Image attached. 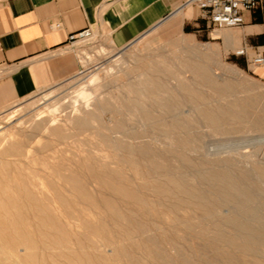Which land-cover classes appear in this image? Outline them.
<instances>
[{
    "label": "rangeland",
    "instance_id": "obj_1",
    "mask_svg": "<svg viewBox=\"0 0 264 264\" xmlns=\"http://www.w3.org/2000/svg\"><path fill=\"white\" fill-rule=\"evenodd\" d=\"M188 7L191 10V6ZM198 29L200 30L199 33L194 34V28L189 26L184 27V32H181L177 30L171 20H166L121 49L113 47L105 34L95 33L92 42L76 45L75 47L81 62V69L76 75L59 84L31 94L28 98L18 101L11 108L0 114V154L12 143L18 144L15 145L19 150L21 149V155L19 156H3V160L8 165H6L7 170L6 168L4 169L7 172L0 171V197H3L0 198V201L4 203V200L12 199L13 201L17 200L16 203L18 204L2 203L0 205V217L1 219L6 217L9 221L11 214H14V212L15 214H20V223L22 226L24 225L22 227L24 231L29 236L32 234L36 236V238H34V235L30 236L32 237L30 240L33 242L31 244H34L32 247L35 249L32 248L31 250L32 257L28 259L29 262L33 261L32 263L37 264L41 261L43 264H56L57 261L62 262L63 260V258L55 260L51 256L50 251L45 248L44 244L49 241L53 233L47 229L44 230L48 232H45L46 235L39 233L40 230L37 229L31 214L32 210L29 207L31 204L26 202L27 205L25 199L22 198H25L24 194L33 189L35 192L33 190L30 193L33 197H36V200L40 201L39 204H42V208L47 209V213L48 211L53 213L51 214L52 216L48 213L51 217H56V219L55 217L53 218L55 224L59 223L56 226L58 227L61 224L59 228L62 227L63 229L61 228L59 231L68 243L71 242L72 245H69L72 248L74 246V258L78 259L80 257L82 259L83 254H79L78 251L80 253L83 251L88 252L84 238L86 235L89 236L88 233L92 231L95 233V237L92 236L91 238V240L94 239L92 241L96 242L97 240L106 244L102 250V253L106 255H102L108 257L109 260L107 261L110 264H126V257L134 259L140 264H159L155 260L153 253L149 251V246L144 245L145 242L141 239L142 237L140 236L139 238L137 233L136 236L133 230L128 229L125 225V218L139 221L144 225L143 227L147 231L149 230L146 232L147 235L154 237L156 245L162 250V254L164 252L165 257L173 260L176 264L185 263L176 256L175 250H180L181 254L186 258L188 257L187 259L192 263L194 262V264H204L197 257L209 253L210 250H206L205 248L207 247H204L206 240H197L192 236L194 231L199 228L196 224L201 223L199 215L192 213L191 210L184 206L171 209L169 206L172 201L158 197L151 191L155 185H158L161 188L163 187L162 190L167 193L168 184L166 183V178L173 175L181 177L188 185L195 186L204 193L207 192L208 188L201 177L200 171L182 159L179 153L190 159L195 166L201 165V168H221L227 173H230V169H235L238 172L250 171L251 179L253 181L256 180L257 187L264 192V182H261V184L253 172L254 166H264V124L259 128H254L250 119L260 115L261 106L264 103V33L248 37L241 34L243 25L234 28L217 29L207 24L206 21L199 24ZM226 30H232L237 33L234 35L237 38V44L233 47L225 46L222 39H214L211 36L213 33H220ZM186 38H189V40L187 41ZM171 43H174V45H171ZM100 48L104 49L103 53L97 52ZM184 49L190 50L188 57L183 52ZM240 50H243L244 54H238L237 52ZM212 51L215 52L212 53ZM259 54L262 56L263 61L257 63L254 58ZM204 55L207 57L204 58ZM199 59L206 62L208 76L213 81L212 85L202 84L197 75L193 74L190 67L185 68L186 65L196 63L195 61ZM229 70L233 73H230ZM91 73H94L96 77L93 83L88 85ZM224 81L233 83V90L231 94H224L223 97L225 99L255 96L256 105L254 104L253 107L244 109L241 106H236V112L243 115V118L239 123L232 125L235 127L234 131L225 134H215L200 120L197 112V103L187 101L182 97L190 95L201 96V98L206 99L208 104L213 105V99L216 100L217 98L213 89ZM182 86L187 88L182 89ZM82 89L87 90V92L93 91L95 94L87 100L88 103L84 101L85 104L81 99H78L79 104L76 103L77 106H72L74 105L73 100L77 98V93ZM186 90L188 93L185 92ZM169 96L168 100L174 98L175 104L169 105L167 103L166 97ZM258 101L262 102L259 103ZM98 106H102V110L100 108L97 109ZM72 108H77V110L74 111ZM53 110H56L55 113ZM81 111L93 116L92 119H87L89 120L87 122L89 126H87L88 130L85 132L74 129L71 125L72 121L82 115ZM140 113L144 114V117ZM40 116L45 117L41 118ZM181 117L182 119H180ZM142 118L145 122H143ZM175 119H180L182 127L180 125V128H177L179 125H177ZM42 120H49L52 125L48 124L44 129L42 128L40 131L33 133L32 125ZM159 120L162 122H158ZM170 120L172 121L170 122ZM117 121L122 126L120 130H117L115 124ZM33 122L35 123L33 124ZM146 122L151 125H147ZM120 123L123 124L121 125ZM168 123L172 125H168ZM52 127L59 129V136L58 133H50ZM121 149L128 151L130 156L133 157L134 167H129L120 160ZM83 161L88 166H93L92 168L96 171L95 176L86 172L84 169L86 163ZM104 166L106 169L102 168L100 171L101 167ZM104 170L120 173L121 177H123L119 179L122 186L127 189L131 188L130 190H132L139 201L129 203V200L122 195H112L106 184H108V181L112 182L113 180L109 177V172L106 171L103 174ZM155 173L158 175L156 176ZM68 174H73L72 176L74 177L78 175L75 178L79 182H83H81V185L83 186V191L89 196L88 199L83 201L84 198L79 197V193L76 190L72 192V188H68L67 183L63 179ZM159 176L164 177L159 178ZM20 187L22 188L20 189ZM28 188L31 189L29 190ZM10 190L13 196L10 194ZM17 193H21V195ZM10 195L12 198L9 197ZM59 196L63 197L60 198L65 205L57 202L56 197ZM38 197L40 198L38 199ZM41 198L43 199L41 200ZM262 200L264 199L257 197L255 201L256 203H261ZM149 201L151 203L147 204ZM49 202L54 205L49 204ZM101 202L105 204L103 203L102 205ZM47 203L49 205H46ZM8 207L11 208L8 209ZM17 208L20 210L18 211ZM107 208L115 211L119 210L118 213H122H119L121 218H112L110 213H108L110 210ZM221 209L223 215L230 210L228 206H223ZM28 212L31 214L30 216ZM166 213H168L169 217ZM27 217L31 218L30 221ZM187 220L194 224L189 231H186L185 228ZM31 222H34V224L32 225ZM35 228L36 232L34 233L32 230ZM210 229L213 230L207 226L205 231L210 234ZM7 232L0 228V243L4 240L2 241L3 244L0 245H9L8 251L10 249V253H13L11 260L17 264L18 258L14 256L15 251L20 253L17 252V255H22L24 247L21 245H19L21 247L17 246L18 248L14 246L10 241V232L8 230ZM67 233L68 235L64 236ZM36 234H39V236ZM127 237H130V239ZM82 239L83 241H81ZM138 240L141 242L139 243ZM133 241L135 242L133 244L135 245L134 247L130 245ZM79 243L83 245L82 248L78 247ZM80 244L79 246H81ZM12 246L15 248H11ZM36 246H38L37 249ZM202 246L207 252L202 250ZM207 246L209 245L207 244ZM144 248L147 249L143 250ZM122 249L127 251L120 252L119 250ZM37 250L40 252H37ZM35 251L37 256H35ZM153 257L155 258L154 260ZM40 258H43L44 262H46L44 263L43 259ZM22 260L24 261L25 259L21 258L19 264H25ZM7 261L10 260L7 259ZM138 263L132 262V264Z\"/></svg>",
    "mask_w": 264,
    "mask_h": 264
},
{
    "label": "bare ground",
    "instance_id": "obj_2",
    "mask_svg": "<svg viewBox=\"0 0 264 264\" xmlns=\"http://www.w3.org/2000/svg\"><path fill=\"white\" fill-rule=\"evenodd\" d=\"M248 32V31H247ZM237 33L235 31L232 30H226L220 33H213L211 34V36H213L214 39H222L223 43L225 46H229V47H233L235 46V44H237V38L236 35ZM95 48V47H94ZM211 48V47H210ZM97 52H104L103 48L98 49ZM215 51H212V53H214ZM238 53V52H237ZM206 55V54H205ZM204 55V56H205ZM92 56V55H91ZM207 56H205L204 58H206ZM193 61V60H192ZM191 62V61H190ZM194 62V61H193ZM196 63H192V64H188L186 65L185 68L190 67L192 69L193 74H196L197 77L200 79V81L202 82V84L204 83V85L206 84H213L212 79L208 76V72H207V65L206 62L204 60L199 59L198 61H195ZM115 63V62H114ZM185 66V65H184ZM226 68V66H225ZM224 68V69H225ZM190 69V70H191ZM189 70V71H190ZM232 70V69H231ZM231 70H229L230 73H233ZM235 70V69H234ZM154 71V70H153ZM237 71V70H235ZM156 72V70H155ZM238 72V71H237ZM240 73V72H239ZM92 75H90V81L89 84L93 83L96 75L94 73H91ZM233 75V74H231ZM236 75V74H235ZM195 76V75H194ZM196 77V79H197ZM198 79V80H199ZM214 80V79H213ZM97 81V80H96ZM215 81V80H214ZM95 83V82H94ZM159 83V82H157ZM200 83V82H199ZM218 83V82H217ZM219 84V83H218ZM217 85V84H216ZM235 85V84H234ZM82 86V85H81ZM87 86V85H86ZM202 86V85H201ZM208 86V85H207ZM182 89H185L187 87L184 88V86H182ZM180 88V87H178ZM233 90V83L231 81H224L222 82L221 85L215 87L213 89V92L216 93V100L213 99V105H210L207 103L206 99H204L203 97L201 98V96H184L182 97L185 100H189V101H194L197 103L198 105V115L200 120L202 121V123L204 125H206L208 128L211 129V131L215 134H225V133H230L232 131H234L235 127L232 126L233 124L235 125L236 123H239L240 120L243 118V115H241L240 113L236 112L235 108L236 106H241L244 108L246 107H253V105L256 103V97L255 96H249V97H245V98H235V99H225L223 96L224 94H231ZM89 91V90H88ZM193 91V90H192ZM187 92V90L185 91ZM197 92V91H196ZM77 93V92H76ZM100 93V92H99ZM188 93V92H187ZM77 98L75 100H73L74 105L75 106L76 103H78V99H81L82 102H87V100H89L94 94L95 92L93 91H89L87 92V90H80L79 93H77ZM186 94V93H185ZM196 95V94H195ZM249 95V94H248ZM75 96V95H74ZM73 96V97H74ZM167 99V103L169 105H173L174 103V98L171 100H168L170 98L166 97ZM181 98V100H182ZM71 100V99H70ZM212 101V99H211ZM263 101V100H262ZM261 101V102H262ZM84 102V103H85ZM259 103H261L260 101H258ZM71 103V101H70ZM88 103V102H87ZM79 104V103H78ZM83 104V103H82ZM86 104V103H85ZM167 104V106H168ZM155 105V104H154ZM153 105V106H154ZM160 105V104H159ZM166 105V103H165ZM256 105V104H255ZM77 106V105H76ZM70 107V106H69ZM102 106H98V108H101ZM50 108V107H49ZM58 108V107H57ZM60 108V107H59ZM260 108V106H259ZM53 109V108H52ZM56 109V108H55ZM65 109V107H64ZM74 111L77 110V108H72ZM60 110V109H59ZM62 110V109H61ZM96 110V109H95ZM44 111V110H43ZM47 111V110H46ZM56 111V110H55ZM55 111L53 110V112L55 113ZM58 111V109H57ZM63 111V110H62ZM61 111V112H62ZM142 111V110H140ZM150 112V110H148ZM51 112V111H50ZM52 112V115H53ZM260 115L255 116V117H251V125L254 128H259L264 124V103L261 106V110H260ZM82 115L78 112V114H80L81 116H78L79 118L75 119L74 121L71 122V125L74 129L77 130H83L84 132L86 130H88V123L89 120L87 119H92L93 116H91L90 114H88L87 112H83L81 111ZM144 113V112H143ZM141 114V113H140ZM69 115V114H68ZM142 115V114H141ZM249 115V114H248ZM49 116H51L49 114ZM41 117V116H40ZM45 117V116H44ZM41 117V118H44ZM53 117V116H52ZM51 117V118H52ZM142 117H144V114L142 115ZM39 119V118H38ZM143 119V118H142ZM182 119V117L180 118ZM179 119V120H180ZM40 120V119H39ZM52 120V119H51ZM71 120V119H70ZM146 120V119H145ZM151 120V119H150ZM176 120V119H175ZM178 119L177 121V125H180L182 127V122L179 121ZM149 121V120H148ZM153 121V120H152ZM172 120H170L171 122ZM69 122V121H68ZM121 122V121H120ZM123 122V121H122ZM143 122L144 119H143ZM151 122V121H150ZM156 122V121H155ZM158 122H162V121H158ZM157 122V123H158ZM35 122H33L34 124ZM54 123V121H53ZM175 123V122H174ZM52 125V123H49V120H42L39 123H36L35 125H32V131L37 132L40 131L42 128L44 129V127L46 125ZM116 127L117 130H120L122 126L119 125V121H117ZM121 125L123 123H120ZM147 124V122H146ZM149 124V123H148ZM147 124V125H148ZM153 124V123H152ZM155 124V123H154ZM160 124V123H159ZM151 125V124H149ZM157 125V124H155ZM168 125H172L169 124ZM176 125V124H175ZM125 126V125H123ZM71 127V126H70ZM99 127V126H98ZM169 127V126H168ZM176 127V126H175ZM264 127V126H263ZM171 128V127H170ZM49 129V128H48ZM69 129V128H68ZM125 129V128H124ZM176 129V128H175ZM31 130V129H29ZM47 130V129H46ZM73 130V129H72ZM121 132V131H120ZM47 133V132H46ZM50 133L52 134H57L58 136L59 134V129L58 128H51L50 129ZM76 133V132H75ZM119 133V132H118ZM122 133V132H121ZM72 134V133H71ZM70 134V135H71ZM81 134V133H80ZM69 135V134H68ZM138 135V134H137ZM28 136V135H27ZM52 136V135H50ZM56 136V135H55ZM57 136V137H58ZM73 136V135H72ZM29 137V136H28ZM49 137V136H48ZM56 137V138H57ZM120 138V137H119ZM54 139V138H53ZM61 139V138H60ZM71 139V138H70ZM115 141V140H114ZM70 142V141H69ZM75 142V141H74ZM10 143V142H9ZM48 143V142H47ZM73 143V142H72ZM16 144V143H15ZM9 144L7 146V148H5L3 150V152L0 154V171L3 172H7V168H6V162L3 160V156H10V155H15L19 156L20 154V150L18 149V147L16 145L18 144ZM95 144V143H94ZM122 145V144H121ZM47 147V146H45ZM116 147V146H115ZM138 147V146H137ZM146 147V145H145ZM121 148V147H120ZM42 149V147H41ZM44 149V148H43ZM118 149V148H117ZM127 149V148H125ZM122 150V149H121ZM132 151V150H131ZM155 151V150H154ZM41 152V151H40ZM144 152V151H143ZM184 152V151H183ZM133 153V152H132ZM140 153V151H139ZM169 153V152H168ZM180 157L182 159H184L186 162H188L190 165H192L194 168H196L198 171H200L201 173V177L204 180V183L207 185V192H203L202 190L198 189L197 187H192L190 185H188L184 179H182L181 177H176L173 175H170L166 178V183L168 184V191L167 193H165L161 187H159L158 185H155L154 188L151 190L153 192V194H155L158 197L161 198H165L169 201H172L171 205L169 206L171 209H174L175 207H180L184 206L186 208H188L189 210H191L192 213H197L200 217L201 223H197L196 225L199 226L198 230L194 231V233L192 234L193 238L197 239V240H206V243H204V247L206 250H210L208 254H203V255H199L197 258H199L201 260L202 263L204 264H264V200H262L261 203H256V198L260 197L261 199H264V192L259 189L256 185V180H252L251 179V174L247 171L245 172H238L235 171V169H230V173L225 172L223 169L221 168H217V169H213V168H201V165H194L190 159L186 158V156H184L182 153H179ZM167 155V154H166ZM120 160L122 162H124L125 164H127L129 167H134L135 166V162L132 156H130V153L126 150H122V153L120 154ZM11 157V156H10ZM174 157V156H173ZM18 158V157H17ZM87 159V158H86ZM119 160V159H118ZM89 161V160H88ZM137 161V160H136ZM85 162V161H83ZM92 162V161H91ZM90 162V163H91ZM183 162V161H182ZM86 163V162H85ZM137 163V162H136ZM183 164V163H182ZM10 165V164H9ZM102 165V164H101ZM150 165V164H149ZM184 165V164H183ZM17 167V166H15ZM93 167V166H92ZM91 166H88L86 163L85 166V170L86 172H88L89 174L95 176L96 175V171L92 168ZM95 167V166H94ZM153 167V166H152ZM156 167V166H155ZM164 167V166H162ZM211 167V166H210ZM6 168V170H4ZM100 168V167H99ZM102 168L104 169V167H101L100 171L102 170ZM10 169V167H9ZM81 169V168H80ZM106 169V168H105ZM150 169V168H149ZM163 169V168H162ZM193 169V168H192ZM254 174L257 177V179L261 182H264V166L259 167V166H254ZM83 170V169H82ZM99 170V169H97ZM119 170V169H118ZM172 170V169H171ZM195 170V169H194ZM229 170V169H228ZM107 170L103 171V174L106 172ZM166 171V170H165ZM169 171V170H168ZM56 172V171H55ZM109 172V171H107ZM155 172V171H154ZM58 173V172H57ZM85 173V171H84ZM98 173V172H97ZM110 173V174H109ZM109 177L112 178V182L108 181V184H106V186L109 189V192L113 195H122L123 197H126L130 202H136L138 199L135 196V194L132 192V190L127 189L125 187L122 186V183L119 181V179L123 178L121 177V174L118 172H109ZM162 173V171H161ZM168 174V173H167ZM73 175V174H72ZM71 174H68L66 176L63 177V179L65 180V182L68 185V188H72V192L74 190H76L79 193V197H83V201H85L86 199L89 198V196H87V194L83 191V186L81 185V182H79L75 177H78V175L72 176ZM85 175V174H83ZM156 175V173H155ZM154 175V176H155ZM158 175V174H157ZM156 175V176H157ZM169 175V174H168ZM34 176V175H33ZM56 176V175H55ZM60 176V175H59ZM88 177V176H86ZM90 177V176H89ZM104 177V176H103ZM106 177V176H105ZM121 177V178H120ZM161 176H159L160 178ZM164 177V176H163ZM161 177V178H163ZM199 177V176H198ZM47 178V177H46ZM9 179V178H8ZM89 179V178H88ZM165 179V178H164ZM81 180V178H80ZM160 181V180H159ZM63 182V181H62ZM199 182V181H198ZM201 182V181H200ZM1 183V182H0ZM17 183V182H16ZM83 183V182H82ZM259 183V182H258ZM259 183V185H260ZM25 184V183H24ZM22 184V185H24ZM42 184V183H41ZM62 186L63 183H61ZM85 184V183H84ZM145 184V183H143ZM164 184V183H163ZM262 184V183H261ZM1 185V184H0ZM14 185H16L14 183ZM18 185V183H17ZM16 185V187H17ZM26 185V184H25ZM34 185V184H33ZM38 185V184H37ZM52 185V184H50ZM141 185V184H139ZM258 185V186H259ZM32 186V185H31ZM53 186V185H52ZM2 187V186H1ZM11 187V186H10ZM23 187V186H22ZM20 187V189L22 188ZM40 187V186H39ZM86 187V186H84ZM142 187V186H141ZM140 187V188H141ZM4 188V187H3ZM2 188V190H3ZM9 188V187H8ZM19 188V185H18ZM25 188V187H24ZM55 189L57 187H54ZM65 188V187H64ZM262 188V187H261ZM29 189V188H28ZM27 189V190H28ZM31 189V188H30ZM29 189V190H30ZM36 189V188H35ZM58 189V188H57ZM143 189V188H142ZM264 189V188H263ZM6 190V189H5ZM12 190V189H11ZM11 190H10V194H11ZM34 190V189H33ZM30 190V191H33ZM165 190V189H164ZM29 192H27L25 195V198L22 197L23 199H25V203H29L31 204L29 207L31 208V214L33 215V219L36 223L37 229H39V233H41L42 235H46V231L44 230H51V238L49 239V241L44 244L45 248L48 249L50 251L51 256L56 260L59 258H63L62 262H56V264H110L107 260L108 257H105V253H102L103 248L106 246V244L104 242L101 241H92L94 239L91 240L92 236L95 237V233L92 231H88L89 236H87L84 238L86 241L85 243L87 244L85 247H87L88 252L83 251L82 253H80L78 251L79 254H83L82 259L80 257H78V259L74 258V246L72 248V244L71 242L68 243V241L65 239V237L63 238V236L61 235L59 229L61 230L60 225L57 227L56 224L59 223H54L53 218L55 217H51L53 213H49L50 211H48V213L51 215H49L47 213V209L42 208V204L40 205V201L36 200V197ZM71 191V189H70ZM35 192V190H34ZM39 192V191H38ZM37 192V193H38ZM54 192V191H53ZM59 192V191H58ZM88 192V191H87ZM151 192V193H152ZM2 193V192H1ZM4 193V192H3ZM14 193V192H13ZM23 193V191H22ZM33 193V192H32ZM45 193V192H44ZM19 195H21V193H17ZM40 194V193H39ZM43 194V193H42ZM139 194V192H138ZM13 196V194H11ZM11 195L9 197H11ZM37 195V194H36ZM75 195V192H74ZM81 195V196H80ZM90 195V194H89ZM5 196V194H4ZM38 196V195H37ZM41 196V195H40ZM54 196V195H53ZM92 196V195H90ZM6 197V196H5ZM15 197V196H14ZM43 197V196H41ZM56 197L57 202L59 203H63L64 201L61 199L63 197ZM155 197V196H154ZM3 198V197H0ZM12 198V197H11ZM40 197H38L39 199ZM48 199V197H46ZM45 198V199H46ZM78 198V197H77ZM92 198V197H91ZM156 198V197H155ZM43 198H41L42 200ZM46 199V200H47ZM65 199V198H64ZM79 199V198H78ZM3 200V199H2ZM70 200V199H69ZM80 200V201H81ZM91 200V199H90ZM159 200V199H158ZM164 200V199H163ZM52 201V200H51ZM73 201V200H72ZM104 201V200H103ZM139 201V200H138ZM155 201V200H154ZM161 201V199H160ZM166 201V200H164ZM17 200L13 201L12 199H6L4 200V203L6 204H13L16 203ZM44 202V201H43ZM46 202V201H45ZM54 202V201H53ZM52 202V203H53ZM105 202V201H104ZM103 202V203H104ZM146 202V201H145ZM144 202V204H146ZM163 202V201H161ZM3 202L0 201V205ZM3 203V204H4ZM26 203V204H27ZM69 203V202H68ZM102 203V202H101ZM102 203V205H103ZM106 203V202H105ZM104 203V204H105ZM143 203V202H142ZM151 202L149 201L150 204ZM18 204V203H16ZM23 205V203H21ZM45 204V203H44ZM49 204H51L49 202ZM48 203L46 205H49ZM110 204V203H109ZM108 204V205H109ZM153 204V203H152ZM157 204V203H156ZM155 204V206H156ZM28 205V204H27ZM54 205V204H51ZM65 205V204H64ZM161 205V204H160ZM26 206V205H25ZM45 206V205H44ZM67 206V205H66ZM107 206V205H105ZM111 206V205H110ZM148 206V205H147ZM154 206V205H153ZM223 206H228L230 208L229 212H227L225 215H223L221 213V208ZM4 207V205H3ZM16 207V206H15ZM22 207V206H21ZM20 207V208H21ZM24 207V206H23ZM53 207V206H51ZM50 207V208H51ZM11 207H8V209ZM28 208V207H27ZM47 208V207H46ZM49 208V207H48ZM113 208V207H111ZM149 208V206H148ZM159 208V206H158ZM169 208V209H170ZM5 209V208H4ZM15 209V208H14ZM18 211L20 210L19 208H17ZM16 209V210H17ZM56 209V208H54ZM108 210H110L109 208H107ZM168 209V210H169ZM170 209V210H171ZM176 209V208H175ZM1 210V209H0ZM11 210V209H10ZM22 210V209H21ZM53 210V209H52ZM58 210V209H57ZM118 210V209H117ZM149 210V209H148ZM5 211V210H4ZM12 211V210H11ZM14 211V210H13ZM26 211V210H25ZM119 211V210H118ZM118 211L110 210L108 213H110V215L112 216V218L117 219V218H121V215L118 213ZM146 211V210H145ZM6 212V211H5ZM9 212V211H8ZM30 212V211H29ZM28 212V214H29ZM55 212V211H54ZM147 212V211H146ZM166 212V211H165ZM170 212V211H169ZM23 213V212H22ZM107 213V214H108ZM25 214H27L25 212ZM29 214V216L31 215ZM122 214V213H121ZM168 215V213H166ZM196 214V215H197ZM1 215V214H0ZM4 215V214H2ZM109 215V216H110ZM193 215V214H192ZM5 216V215H4ZM9 216V215H7ZM108 216V215H107ZM110 216V218H111ZM194 216V215H193ZM192 216V217H193ZM3 217V216H2ZM169 217V215H168ZM191 217V218H192ZM195 217V216H194ZM5 218V220H4ZM3 219H1L0 217V228L5 230L6 233L7 230L10 232V241L12 244H14V246H23V250L24 253L22 255H17L19 252L15 251L16 253L14 254V256L16 258H18L17 264H19L21 262V258L25 259L24 261L22 260L23 263L25 264H34L32 262H29L28 259L32 257V245L34 246V244H31L33 242H31L30 239H32V237L34 234L32 235H28L24 229L22 228L23 226L21 225V215L20 214H11V217L9 218V221L6 219V217H4ZM27 219L30 221L29 217H27ZM56 219V217H55ZM178 219V218H177ZM194 219V218H193ZM110 220V219H109ZM112 220V219H111ZM121 220V219H120ZM169 220V219H168ZM190 220V219H189ZM197 220V219H196ZM195 220V221H196ZM24 221V220H23ZM28 221V222H29ZM114 221V220H113ZM112 221V222H113ZM118 221V220H117ZM125 225L128 227V229L133 230L134 234L136 235V233L142 237L141 239L145 242L144 245L149 246V251H151L153 253V255L155 256V258L153 257V260H157L159 264H176L173 260L169 259L168 257H165V254L163 252L162 254V250L159 248L158 245H156V241L154 239V237L147 235L146 232L147 229L144 228L139 221H134L131 220L130 218H125ZM170 221V220H169ZM172 221V220H171ZM188 221V220H187ZM26 222V220H25ZM27 222V223H28ZM82 222V221H81ZM120 222V221H119ZM30 223V222H29ZM32 223V222H31ZM122 223V222H121ZM34 224V222L32 223V225ZM31 225V224H29ZM35 226V225H34ZM181 226V225H180ZM194 226V224L190 221L186 222V231L192 229ZM207 226H209L210 228H212L213 230H211L210 234H208L205 229L207 228ZM25 228V227H24ZM28 228V227H27ZM26 228V229H27ZM32 228V227H31ZM90 228V227H89ZM126 228V227H125ZM195 228V227H194ZM63 229V228H62ZM36 228L32 231H34V233ZM2 231V230H1ZM29 231H31L29 229ZM28 231V232H29ZM185 231V232H186ZM45 234H44V233ZM129 232V231H128ZM3 233V232H1ZM32 233V232H31ZM4 234V233H3ZM8 234V235H9ZM84 234V233H83ZM82 234V235H83ZM133 234V235H134ZM1 235V234H0ZM37 235V234H36ZM68 235L67 234H64ZM84 235V236H85ZM129 235V234H128ZM127 235V236H128ZM6 236V235H4ZM39 236V234L37 235ZM50 236V234H49ZM91 236V237H90ZM126 236V235H125ZM130 236V235H129ZM137 236V235H136ZM1 237V236H0ZM3 237V236H2ZM7 237V236H6ZM44 237V236H43ZM34 238H36V236L34 235ZM79 238V237H78ZM130 239V237H127ZM138 238V239H139ZM5 239V238H4ZM68 239V237H67ZM72 239V238H71ZM77 239V237H76ZM9 240V239H8ZM36 240V239H35ZM69 240V239H68ZM75 240V239H74ZM4 241V240H2ZM1 241L0 244H3ZM6 241V240H5ZM42 241V240H41ZM40 241V243H41ZM83 241V239L81 240ZM139 241V240H138ZM137 242V241H136ZM141 241H139L140 243ZM203 242V241H202ZM6 243V242H5ZM9 243V244H11ZM84 243V242H83ZM84 243V244H85ZM135 242L133 241L132 245L133 247L135 245H133ZM8 244V243H7ZM71 244V245H69ZM80 244V243H79ZM79 248H82L83 245L79 246ZM207 244L209 246H207ZM38 245V243H37ZM77 245V244H75ZM142 245V244H140ZM19 246V247H21ZM8 246H2L0 245V264H15L13 263V260H11L13 253H10V249L8 251ZM38 246H36L37 249ZM40 247V246H39ZM76 247V246H75ZM114 247V245H113ZM121 247V246H120ZM129 247V246H127ZM137 247V246H136ZM139 247V246H138ZM141 247V246H140ZM204 247L202 246V250L207 252ZM13 248V246L11 247ZM15 248V247H14ZM13 248V249H14ZM18 248V247H17ZM42 248V247H40ZM44 248V250H45ZM116 248V247H115ZM119 248V247H118ZM130 248V247H129ZM143 248V247H142ZM201 248V247H200ZM12 249V250H13ZM35 249V248H33ZM84 249V248H83ZM114 249V248H113ZM121 249V248H120ZM128 249V248H126ZM125 249V250H126ZM147 248H144L143 250H145ZM16 250V249H15ZM117 250V249H116ZM115 250V251H116ZM124 249L119 250L120 252H125ZM131 250V248H130ZM129 250V251H130ZM14 251V250H13ZM12 251V252H13ZM39 250H37L38 252ZM46 251V250H45ZM44 251V252H45ZM114 251V252H115ZM127 251V250H126ZM34 252V251H33ZM40 252V251H39ZM43 252V250H42ZM117 252V251H116ZM147 252V251H145ZM176 252V256L181 259L185 264H194V262L192 263L189 259H187L184 255L181 254L180 250H175ZM36 253V251H35ZM118 253V252H117ZM12 254V255H11ZM20 254V253H19ZM40 254V253H38ZM45 254V253H44ZM43 254V255H44ZM78 254V255H79ZM102 254H105L104 256ZM123 254V253H121ZM129 254V253H127ZM149 254V253H148ZM46 255V254H45ZM114 255V254H113ZM132 255V254H131ZM151 255V254H150ZM34 256V255H33ZM35 256H37V253L35 254ZM125 256V254H124ZM130 256V255H129ZM197 256V255H196ZM41 257V256H40ZM76 257V256H75ZM113 257V256H112ZM126 257V256H125ZM124 257V259H125ZM131 257V256H130ZM39 258V257H38ZM46 258V257H45ZM118 258V256H117ZM152 258V255H151ZM7 259H9L10 261H7ZM37 259V258H36ZM43 259V258H40ZM53 259V260H54ZM48 260V259H47ZM112 260V259H111ZM115 260V259H114ZM123 260V259H121ZM138 260V259H137ZM195 261V260H194ZM15 262V261H14ZM36 262V261H34ZM44 262V259H43ZM46 262V261H45ZM44 262V263H45ZM111 262V261H110ZM132 262H136L138 263V261L134 260V259H130L126 257V264H132ZM118 263V262H117ZM22 264V263H21ZM37 264H43L41 263V261ZM120 264V263H119ZM140 264V263H138ZM142 264V263H141Z\"/></svg>",
    "mask_w": 264,
    "mask_h": 264
},
{
    "label": "crops",
    "instance_id": "obj_3",
    "mask_svg": "<svg viewBox=\"0 0 264 264\" xmlns=\"http://www.w3.org/2000/svg\"><path fill=\"white\" fill-rule=\"evenodd\" d=\"M184 1L0 0V114L80 71L76 51L68 49L71 33L89 27L118 49L166 20L178 31L190 26L199 33L205 20ZM254 12L263 14L259 9L243 13L241 34L248 37L264 33V22L253 23ZM189 51L183 50L187 57Z\"/></svg>",
    "mask_w": 264,
    "mask_h": 264
},
{
    "label": "built area",
    "instance_id": "obj_4",
    "mask_svg": "<svg viewBox=\"0 0 264 264\" xmlns=\"http://www.w3.org/2000/svg\"><path fill=\"white\" fill-rule=\"evenodd\" d=\"M183 5H193L201 12V18L213 28H234L244 24L243 13L256 9L264 12V0H185ZM57 26V24H56ZM95 32L86 27L68 36V49L75 50L76 45L88 44L93 41ZM238 54H244L240 50ZM254 61H263L259 54Z\"/></svg>",
    "mask_w": 264,
    "mask_h": 264
},
{
    "label": "trees",
    "instance_id": "obj_5",
    "mask_svg": "<svg viewBox=\"0 0 264 264\" xmlns=\"http://www.w3.org/2000/svg\"><path fill=\"white\" fill-rule=\"evenodd\" d=\"M264 22V14L259 12L253 13V23H263Z\"/></svg>",
    "mask_w": 264,
    "mask_h": 264
}]
</instances>
